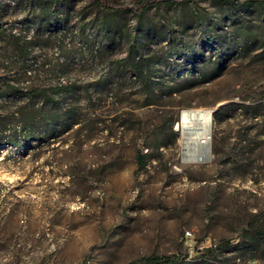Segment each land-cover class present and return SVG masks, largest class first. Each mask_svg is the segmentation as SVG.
Masks as SVG:
<instances>
[{"label":"rangeland","instance_id":"1","mask_svg":"<svg viewBox=\"0 0 264 264\" xmlns=\"http://www.w3.org/2000/svg\"><path fill=\"white\" fill-rule=\"evenodd\" d=\"M111 1L54 2L46 25L38 0H0V137L58 113L53 138L0 148V264H130L224 241L264 262V4L180 0L138 18L141 0ZM135 45L153 94L125 67ZM231 104L261 116L218 120ZM190 109L212 112L208 163L182 161Z\"/></svg>","mask_w":264,"mask_h":264},{"label":"trees","instance_id":"2","mask_svg":"<svg viewBox=\"0 0 264 264\" xmlns=\"http://www.w3.org/2000/svg\"><path fill=\"white\" fill-rule=\"evenodd\" d=\"M41 3L43 9V17L41 22H46V25L53 24L52 23V12L50 5L54 2H60L64 0H38ZM105 9L109 11H117L119 7L111 0H98ZM216 4L227 3L226 0H212ZM180 3V0H141L138 6V9L135 10V14L138 18H141L144 14H146L149 9L159 6H173L175 4ZM264 4L260 1L250 0L245 2L241 6L244 7H255ZM49 12H48V10ZM51 11V13H50ZM137 45L133 46L130 50L129 54L124 59L125 67L131 68L136 76L140 79L143 88L150 94L155 92V82L151 76V66L149 65V61H146L139 57ZM118 72V71H117ZM120 74V72H119ZM118 73L115 76H120ZM50 98L47 96L45 99V105H49ZM44 106V103H43ZM41 107L43 109L44 107ZM260 106L259 105H248V104H231L225 107L220 108L219 112L216 115V118L220 120V114L227 113L229 111H237L239 110L241 113H249L252 114L254 119H258L260 115ZM49 114V115H48ZM48 114H44V112L34 111L29 113L25 117L24 125L21 127V135L17 136L16 132L9 133L3 137H0V148L3 146H25L32 141H43L53 138L56 135V128L54 122L56 121V117L58 115L57 111H51ZM69 114V112L67 113ZM138 161V170L144 169L146 166V155L142 152H139L137 155ZM233 241H224L221 242L222 245L219 248L220 256H218L217 252L212 249H207L201 252L198 256L196 255L192 258L189 254H174L168 256H149L134 261L130 264H231V259L227 256L230 252H238L239 247L243 246L246 250V245L242 242H239V245H233ZM241 245V246H240ZM238 246V247H237ZM234 247V248H233ZM223 250V251H221ZM224 253V254H223ZM243 253V252H242ZM226 256V257H225ZM225 257V258H224ZM227 262V263H226Z\"/></svg>","mask_w":264,"mask_h":264},{"label":"bare ground","instance_id":"3","mask_svg":"<svg viewBox=\"0 0 264 264\" xmlns=\"http://www.w3.org/2000/svg\"><path fill=\"white\" fill-rule=\"evenodd\" d=\"M179 129L182 135V161L184 163L199 164L210 162L212 159V112L205 109L184 110L180 117ZM232 244L239 245V241H233ZM239 251H245L243 246L239 247ZM241 252L240 254L238 252L228 253L231 254L227 255L231 259V264H237V262L244 258ZM195 256L193 255L192 258Z\"/></svg>","mask_w":264,"mask_h":264},{"label":"built area","instance_id":"4","mask_svg":"<svg viewBox=\"0 0 264 264\" xmlns=\"http://www.w3.org/2000/svg\"><path fill=\"white\" fill-rule=\"evenodd\" d=\"M185 238L187 241H191L193 239V234L190 231L186 232ZM222 245L221 242L218 243H213V244H209V245H203V246H199V247H193L192 249V254L189 255H195V251L196 250H201L202 252L207 250V249H212L215 252H217L218 256H220V246ZM223 251V250H221ZM233 254V253H232ZM198 256V254H196ZM227 255H231V254H227ZM237 264H264L263 261H261L259 258L257 257H251L246 255L244 258H242L239 262H237Z\"/></svg>","mask_w":264,"mask_h":264}]
</instances>
